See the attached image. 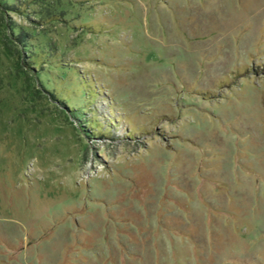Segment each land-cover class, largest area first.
I'll return each mask as SVG.
<instances>
[{
	"label": "rangeland",
	"instance_id": "rangeland-1",
	"mask_svg": "<svg viewBox=\"0 0 264 264\" xmlns=\"http://www.w3.org/2000/svg\"><path fill=\"white\" fill-rule=\"evenodd\" d=\"M0 264H264V0H0Z\"/></svg>",
	"mask_w": 264,
	"mask_h": 264
}]
</instances>
